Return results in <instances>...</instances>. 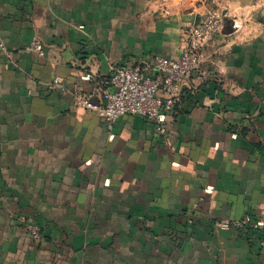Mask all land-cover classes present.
Masks as SVG:
<instances>
[{
  "label": "crops",
  "instance_id": "crops-1",
  "mask_svg": "<svg viewBox=\"0 0 264 264\" xmlns=\"http://www.w3.org/2000/svg\"><path fill=\"white\" fill-rule=\"evenodd\" d=\"M263 1L0 0V264H264L222 224L264 220ZM214 13L165 136L76 105L114 64L180 56Z\"/></svg>",
  "mask_w": 264,
  "mask_h": 264
},
{
  "label": "built area",
  "instance_id": "built-area-1",
  "mask_svg": "<svg viewBox=\"0 0 264 264\" xmlns=\"http://www.w3.org/2000/svg\"><path fill=\"white\" fill-rule=\"evenodd\" d=\"M184 28L187 45L180 56L153 55L138 63L114 64L97 100L79 88L72 91L76 105L97 112L110 126L124 115H142L165 136L168 114L175 111L185 84L198 70L208 46L222 32L221 13H214L206 20ZM1 47L8 53L4 43ZM25 49L40 56L46 54L45 45L38 38H34ZM51 83L67 90L61 78L57 77ZM222 224L225 227L233 225L242 233L252 232L264 251V220L245 215Z\"/></svg>",
  "mask_w": 264,
  "mask_h": 264
},
{
  "label": "water",
  "instance_id": "water-1",
  "mask_svg": "<svg viewBox=\"0 0 264 264\" xmlns=\"http://www.w3.org/2000/svg\"><path fill=\"white\" fill-rule=\"evenodd\" d=\"M258 19L264 22V15H261Z\"/></svg>",
  "mask_w": 264,
  "mask_h": 264
},
{
  "label": "rangeland",
  "instance_id": "rangeland-1",
  "mask_svg": "<svg viewBox=\"0 0 264 264\" xmlns=\"http://www.w3.org/2000/svg\"><path fill=\"white\" fill-rule=\"evenodd\" d=\"M264 2V1H263ZM262 7L264 8V4L262 5ZM264 12V11H263ZM264 14V13H263Z\"/></svg>",
  "mask_w": 264,
  "mask_h": 264
}]
</instances>
